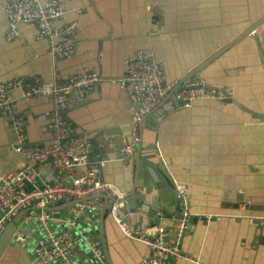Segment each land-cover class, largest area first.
Masks as SVG:
<instances>
[{
  "label": "crops",
  "instance_id": "crops-1",
  "mask_svg": "<svg viewBox=\"0 0 264 264\" xmlns=\"http://www.w3.org/2000/svg\"><path fill=\"white\" fill-rule=\"evenodd\" d=\"M5 1L0 0V83L35 76L48 82L49 43L37 39L33 25L21 23L19 36L5 41ZM59 1L66 13L56 24L76 22L78 42L70 58L56 62L59 77L65 80L94 71L102 80L88 96H70L66 116L75 135L87 138L96 153L95 144H99L105 161L102 179L124 192L126 200L133 189L144 196V203L136 201L135 213L124 212L129 224L139 225L146 233L161 226L173 241L185 222L181 249L202 264H264V30L259 44L255 37L264 29V0ZM76 9L82 12L76 14ZM136 51L152 53L167 81L184 85L194 73L190 81L200 79L215 89L231 88L232 99L195 101L184 108L176 106L169 95L151 111L153 117L148 113L133 124L135 107L117 81L124 73L125 59ZM218 52L217 58L202 66ZM11 95L17 113L27 121V144L49 143L51 101L42 96L24 101L16 88ZM134 125L139 142L126 153ZM11 130L9 121L0 117V178L23 166V159L13 150ZM99 157L100 153L95 154L91 162ZM163 165L176 187L185 189L188 206L178 227L175 212L169 218L157 216L152 204L158 203V197L148 194L166 188ZM85 171L86 167L76 168L78 174ZM38 173L48 183L57 177L49 163L39 165ZM167 194L164 190L163 195ZM51 208L53 228L81 230L68 218L71 207L61 203ZM86 221L92 226L89 218ZM36 227V213L21 218L0 264H33ZM18 231L27 233L25 241L14 239ZM103 234L109 264H144L147 247L124 237L108 213ZM78 261L88 264L85 250L81 249Z\"/></svg>",
  "mask_w": 264,
  "mask_h": 264
},
{
  "label": "built area",
  "instance_id": "built-area-1",
  "mask_svg": "<svg viewBox=\"0 0 264 264\" xmlns=\"http://www.w3.org/2000/svg\"><path fill=\"white\" fill-rule=\"evenodd\" d=\"M74 12L79 14L82 10L76 9ZM65 13L66 8L59 0H7L2 5V15L7 23L5 41L10 42L19 36L18 24L33 25L37 29V39L49 43L52 67L48 82L35 76L0 83V117H12L11 127L15 139L13 150L23 159L20 169L0 178V231L20 211L37 207L41 211L36 215L33 264H83L78 261L82 246L86 248L88 264H107L97 238L83 231L73 235L67 228H53L51 218L43 208L48 204L79 201L75 205V215L83 211L99 214L110 203L108 215L121 234L147 247L148 257L144 264H171L177 260L202 264L197 257L186 254L181 249L185 222L181 223L173 241L169 239L170 232L161 226L153 233H146L139 225L132 227L129 224L127 217L120 214L127 195L102 179L105 161L91 162V145L88 139L75 135L74 127L66 116L68 100L70 96L79 99L88 96L102 80L94 71L74 74L65 80L59 77L56 62L70 58L78 46L75 38L77 23L56 24ZM117 84L135 107L133 124L148 113L151 115V111L157 109L169 95L176 106L184 108L195 101H228L233 96L231 88H207L200 79H192L184 85L169 82L162 64L152 53L143 51H136L125 59L124 73ZM14 88L20 90V97L24 101L37 96L51 101L53 108L48 124L51 135L49 143L27 144V121L16 111V101L11 95ZM138 142V129L134 125L131 142L124 151H134ZM43 163H49L57 176L51 183L42 181L38 173V167ZM77 167H86V171L78 174ZM176 190L185 200V189L177 186ZM100 195L106 196V199L99 198ZM16 241H25V236L17 235Z\"/></svg>",
  "mask_w": 264,
  "mask_h": 264
},
{
  "label": "water",
  "instance_id": "water-1",
  "mask_svg": "<svg viewBox=\"0 0 264 264\" xmlns=\"http://www.w3.org/2000/svg\"><path fill=\"white\" fill-rule=\"evenodd\" d=\"M252 30H253V28L245 31L243 35L248 34V32H251ZM263 30L264 29H262L260 32L257 31V33H255V37L258 38V44H259V40H261V38L263 36ZM243 35H241V37ZM226 48L227 47H225L224 49H226ZM218 55H219V52L214 54L202 66L204 67L206 63H208L209 61L214 60L215 58L218 57ZM202 66H199L198 69H200ZM192 76H194V73L189 74L186 79L188 81H190V78ZM181 84H182V82L179 85H181ZM206 84L207 85H205V86L207 88H212V85H210L208 83H206ZM151 116L152 117L154 116L153 112H151ZM4 119H7L9 121V123H10V126H11L12 117L9 116V117H5ZM12 134H13V131H12ZM95 147L98 149L97 153H100V157L98 158V160H102V156L101 155L103 153H102V151L100 149L99 144H95ZM97 153L95 151H93V149L91 147V152L89 154V159L91 160V158ZM160 170L163 172V174L166 177V188L158 189L157 192H155V193H152V190H150L148 192L150 198L158 197V203L152 204V207H153V210L156 212L158 217H160V215H163L166 218H169L170 214L175 212L174 213L175 214L174 221H175V226L178 227L179 223L183 222L185 220L184 214H185V209L188 206V203H187V201L183 200V198L177 193L176 184L173 182V179L171 178V176L167 173L166 166L163 165L162 167H160ZM149 172L152 174V177H153L154 181L157 182V177H155V174L152 171V168L150 169ZM164 190H168V192H169V194H167L168 196H164L163 195ZM156 193H157V196H156ZM98 197L102 198V199H106V196H104V195L103 196L100 195ZM137 200H139L142 203H144V196L134 193V189H133V192L131 193L129 199L125 201L124 207L120 210V214L123 216L124 212L126 210L129 211L132 214L135 213V210H136L135 209V205H136V201ZM164 201H167L166 204H169V205L166 206L164 209H162L164 211H161L160 208H161V206H163ZM78 202L79 201H73V202H69V203H64L65 207H71V215L68 218H69L70 221L76 223V227L81 229L79 231H83L85 234L92 235V236H94L95 238H97L99 240L101 248H102V251L104 253L105 261H106L107 264H109L110 263L109 253H108L107 248H106V241H105V237H104V234H103V221H104L108 211L111 209V204L107 203L105 205L103 211L101 213H99V214H92L90 212L83 211L82 213H80L78 215H75L74 214V209L76 208L75 205ZM145 204H147V203H145ZM43 210L46 211L47 214H49L50 217H52L51 213L49 212L50 210H52L50 204L46 205L43 208ZM40 211H41V209H39L37 207H30V208L24 209V210L20 211L19 213H17L13 217V219L4 226V228L0 231V257L2 255V253L4 252L6 246L10 242L11 236L15 233L16 225L21 220V218L24 215L28 214V212H34V213H36V215H38L40 213ZM86 217L90 219V221L92 223V226H89L88 222L86 221ZM96 220H98V222H97L98 228H97V230L96 229L94 230L93 225H96ZM189 220H190V218H189ZM154 222H155L156 225H158V220H155ZM256 222L258 223L259 220H257ZM77 232L78 231L74 230V231H72V234L75 235ZM21 233H22L21 231H18L17 235H19ZM24 234H27V233H24ZM24 234H22V235H24ZM17 235H15L14 239H16ZM81 249L82 250H86V248L84 246H82Z\"/></svg>",
  "mask_w": 264,
  "mask_h": 264
}]
</instances>
